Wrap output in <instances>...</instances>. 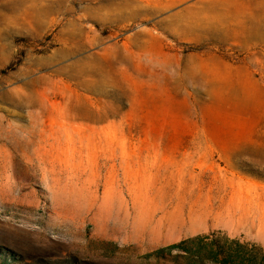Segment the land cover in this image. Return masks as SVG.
<instances>
[{
    "label": "rangeland",
    "instance_id": "1",
    "mask_svg": "<svg viewBox=\"0 0 264 264\" xmlns=\"http://www.w3.org/2000/svg\"><path fill=\"white\" fill-rule=\"evenodd\" d=\"M0 250L264 264V0H0Z\"/></svg>",
    "mask_w": 264,
    "mask_h": 264
},
{
    "label": "trees",
    "instance_id": "2",
    "mask_svg": "<svg viewBox=\"0 0 264 264\" xmlns=\"http://www.w3.org/2000/svg\"><path fill=\"white\" fill-rule=\"evenodd\" d=\"M179 246V245H178ZM10 255L5 254V252L0 250V264H10ZM222 264H233L230 260V258L225 257L222 260Z\"/></svg>",
    "mask_w": 264,
    "mask_h": 264
},
{
    "label": "bare ground",
    "instance_id": "3",
    "mask_svg": "<svg viewBox=\"0 0 264 264\" xmlns=\"http://www.w3.org/2000/svg\"><path fill=\"white\" fill-rule=\"evenodd\" d=\"M161 9H162V8H161ZM133 10H134V9H133ZM133 10H132V11H133ZM135 10H136V9H135Z\"/></svg>",
    "mask_w": 264,
    "mask_h": 264
}]
</instances>
